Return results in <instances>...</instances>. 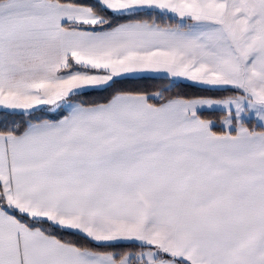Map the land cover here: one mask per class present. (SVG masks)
Instances as JSON below:
<instances>
[{
  "label": "snow or ice",
  "instance_id": "snow-or-ice-1",
  "mask_svg": "<svg viewBox=\"0 0 264 264\" xmlns=\"http://www.w3.org/2000/svg\"><path fill=\"white\" fill-rule=\"evenodd\" d=\"M0 264H264V0H0Z\"/></svg>",
  "mask_w": 264,
  "mask_h": 264
}]
</instances>
